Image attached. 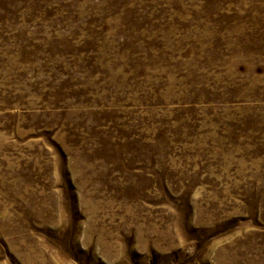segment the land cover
Instances as JSON below:
<instances>
[{
    "label": "rangeland",
    "instance_id": "374dc122",
    "mask_svg": "<svg viewBox=\"0 0 264 264\" xmlns=\"http://www.w3.org/2000/svg\"><path fill=\"white\" fill-rule=\"evenodd\" d=\"M0 264H264V0H0Z\"/></svg>",
    "mask_w": 264,
    "mask_h": 264
}]
</instances>
